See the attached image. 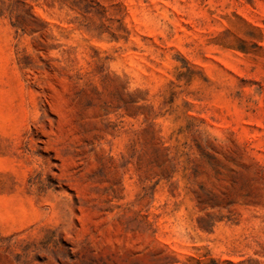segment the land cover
Returning <instances> with one entry per match:
<instances>
[{
	"label": "rangeland",
	"instance_id": "374dc122",
	"mask_svg": "<svg viewBox=\"0 0 264 264\" xmlns=\"http://www.w3.org/2000/svg\"><path fill=\"white\" fill-rule=\"evenodd\" d=\"M0 264H264V0H0Z\"/></svg>",
	"mask_w": 264,
	"mask_h": 264
}]
</instances>
